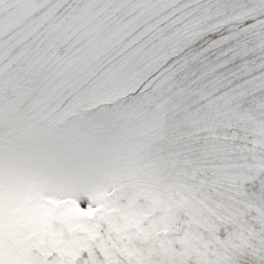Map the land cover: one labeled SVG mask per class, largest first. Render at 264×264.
Wrapping results in <instances>:
<instances>
[{"label":"snow or ice","instance_id":"6c2138e0","mask_svg":"<svg viewBox=\"0 0 264 264\" xmlns=\"http://www.w3.org/2000/svg\"><path fill=\"white\" fill-rule=\"evenodd\" d=\"M0 264H264V0H0Z\"/></svg>","mask_w":264,"mask_h":264}]
</instances>
